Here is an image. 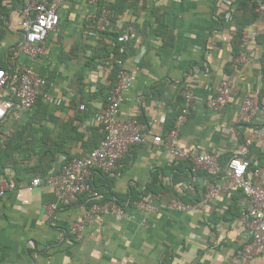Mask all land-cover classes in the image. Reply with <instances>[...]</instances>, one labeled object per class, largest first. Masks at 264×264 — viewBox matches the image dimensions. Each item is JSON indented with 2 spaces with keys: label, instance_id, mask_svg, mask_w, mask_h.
I'll list each match as a JSON object with an SVG mask.
<instances>
[{
  "label": "crops",
  "instance_id": "crops-1",
  "mask_svg": "<svg viewBox=\"0 0 264 264\" xmlns=\"http://www.w3.org/2000/svg\"><path fill=\"white\" fill-rule=\"evenodd\" d=\"M136 1L63 0L59 28L50 33L44 53L37 59L20 54L12 62L23 41V4L0 0V68L31 66L42 79L34 109L2 124L9 130L15 124L17 131L9 146L12 165L0 166V188L17 189L0 197V264H264V248L258 256H238L248 243L238 222L246 204L240 189L189 161L175 163L153 143L185 107L184 90L190 87L195 99L180 127L182 146L219 154L223 166L243 151L260 169L257 180L264 185V21L246 27L235 55L239 0ZM104 8L116 13L113 33L127 26L137 30L126 52L133 85L119 118L138 120L147 142L132 147L114 171L93 174L104 193L119 196L124 215L92 214L84 199L52 211L58 202L50 187L24 188L70 158L86 156L105 137L101 115L116 82V42L89 27ZM225 77L233 83L231 101L213 111L206 100ZM257 93L260 111L252 122H240L241 103ZM210 183L222 187L214 202L190 212L168 208L175 199L200 202ZM150 188L155 191L129 205L132 196ZM147 199L154 208L137 205ZM82 221L83 238L76 240L71 226Z\"/></svg>",
  "mask_w": 264,
  "mask_h": 264
},
{
  "label": "built area",
  "instance_id": "built-area-1",
  "mask_svg": "<svg viewBox=\"0 0 264 264\" xmlns=\"http://www.w3.org/2000/svg\"><path fill=\"white\" fill-rule=\"evenodd\" d=\"M89 1L93 4L98 3V0ZM137 1L140 4L144 2V0ZM62 3L63 0H22L23 19L20 23V30L23 34V41L13 53L12 62H15L20 54H24L30 59H37L44 53L47 38L51 32H55L59 28L61 22L59 11ZM255 11L259 15V20L264 21V2H261ZM111 17L112 11L110 9H102L98 16L93 17L89 26L90 30L94 33L106 32L113 27ZM136 38L137 30L133 26L124 27L118 37V42L122 44L120 53L125 54L126 45ZM15 65L8 69L0 68V125L9 118L15 121L20 120L23 112L34 109L40 96L42 86L40 75L31 66L18 63ZM117 66L116 82L109 92L108 105L101 115L105 137L99 146L86 156L75 157L66 161L45 181L34 178L24 188L31 191L43 184L50 187L58 202L57 205L50 207L52 211L58 205L75 204L81 196L87 195L92 202L90 207L92 214L115 213L124 215L123 209L115 200L101 203L103 196L95 189L93 183V174L96 170L105 173L114 171L132 147L147 142L143 127L138 120L132 118L124 121L119 118L122 104L129 100L128 92L132 88L133 78L126 67V60L119 59ZM232 91L231 78H223L215 94L207 98V107L213 111L225 109L231 101ZM184 97L186 105L178 116L174 128L162 134H156L153 143L156 147L162 148L175 163L189 161L194 169L205 171L211 176H225L240 189L246 204L240 211L238 222L248 237V243L239 251L238 256H258L264 248V185L257 180L261 171L244 157L245 152L243 151L237 152L223 166L220 163L219 154L192 153L184 148L180 141V127L186 122L190 114L195 93L190 87H186ZM258 98L259 94L257 93L244 99L240 105V122H252L260 111ZM61 103L62 100L57 102L58 105ZM84 108L85 106L82 105L81 109L84 110ZM9 135L10 130L5 129L1 142L3 143ZM16 189L14 184L0 188V197H4L7 192ZM221 192L222 187L220 185L210 183L200 202L192 204L175 199L168 205V208L180 212L200 210L206 204L214 202ZM23 203L29 204L30 200L24 199ZM137 205L145 210L154 208L151 206V200L148 199L137 203ZM83 230V221L75 222L71 226V232L76 240L83 238Z\"/></svg>",
  "mask_w": 264,
  "mask_h": 264
},
{
  "label": "trees",
  "instance_id": "trees-1",
  "mask_svg": "<svg viewBox=\"0 0 264 264\" xmlns=\"http://www.w3.org/2000/svg\"><path fill=\"white\" fill-rule=\"evenodd\" d=\"M261 2H264V0H239V2H238L237 11L235 13V23H236L237 33H236V35L234 36V39H233V46L235 48V55H238L239 52L241 51L243 34H244V31H245L246 27L248 25L252 24V23H255L259 19V15L256 13L255 10H256V8L259 6V4ZM127 3H128V0H127ZM125 8H126V6H122L120 8L121 9V12H123L125 10ZM115 14H114V11L112 10L111 21H112L113 24L115 22ZM113 32H115L114 26L111 27V28H109L106 32H101V36H107L108 37L110 35H113L114 38H115L116 46H115V49H114V55L115 56L116 55L118 56V58L115 61V68H116L115 80H116V74L118 72L117 62H118L119 59L126 60L127 53H125V54H121L120 53V47L122 46V44L118 42V37L120 35V32H118V33H113ZM127 47H128V44L126 45V52H127ZM261 61H262V67H263L262 68V77H263V81H264V53H263V56H262ZM262 91L264 92V84H263ZM261 94H262V92H260V95ZM39 100H40V98L38 99V101ZM37 104H38V102H37ZM259 105H260V101H259ZM183 108L184 107H181L173 117H171L170 119L167 120V124H166V129L167 130H171L172 128H174V126L176 124V121L178 119V116L181 114ZM4 128L5 127L3 125H0V166L9 167V166L12 165L11 164V157H10L9 146L12 143V141L14 140V133L17 131V127H16L15 124H13L11 126V130H10L11 131V134L2 143L1 142V139H2L3 135L5 134V129ZM103 139H104V137H103ZM101 141H100V143H101ZM99 144L95 148H97L99 146ZM95 148H93L91 151H93ZM72 158H70V159H72ZM32 175L34 177L39 176V174L36 173V172H34V171L32 172ZM49 175L50 174H48L47 172H44V173H42V175H41L42 178H40V179L42 181H45L49 177ZM33 179L34 178H32L31 180H33ZM94 186H95V189H97L102 194V196H103L101 203H105V202H108V201L115 200L116 203L119 206H122V202L120 201L119 196H115V195L109 194V193H107V194L104 193L97 186L96 183H94ZM154 191H155L154 188H150L144 194H142V196H140V195H138V196L137 195L132 196V198H131V200L129 202V205L134 204L135 202L142 200L145 195H147L150 192L152 193ZM80 199L87 200V203H88L89 207L92 206V202L89 200V198H88L87 195L81 196ZM80 199H79V201H80Z\"/></svg>",
  "mask_w": 264,
  "mask_h": 264
}]
</instances>
